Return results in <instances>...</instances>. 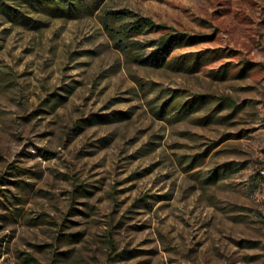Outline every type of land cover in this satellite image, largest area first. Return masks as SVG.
<instances>
[{"label": "rangeland", "instance_id": "rangeland-1", "mask_svg": "<svg viewBox=\"0 0 264 264\" xmlns=\"http://www.w3.org/2000/svg\"><path fill=\"white\" fill-rule=\"evenodd\" d=\"M117 9L184 42L126 52ZM29 16L0 14V264H264V0Z\"/></svg>", "mask_w": 264, "mask_h": 264}, {"label": "trees", "instance_id": "trees-1", "mask_svg": "<svg viewBox=\"0 0 264 264\" xmlns=\"http://www.w3.org/2000/svg\"><path fill=\"white\" fill-rule=\"evenodd\" d=\"M101 0H0V14L3 15L8 21L27 26L31 28H39L45 23L29 16L35 14L43 17L62 18V19H75L83 15H92L99 10ZM162 1V0H159ZM127 19L120 28H115L111 25V21ZM105 29L108 34L116 37L121 45L125 48L126 52L132 50V38L140 35L145 29H154L158 31L166 30L163 25L155 24L149 17L134 14L133 12L125 9L106 10L104 12ZM196 37V36H194ZM193 37V38H194ZM180 41V42H179ZM191 40H187L186 43ZM184 42L182 38H177V35L172 32H164L158 41V48L156 52L168 53L173 47ZM155 56L148 61H163L162 58ZM191 58L193 61L190 64L197 67L200 59L199 53L185 55L180 64L187 63ZM143 61V60H140ZM149 63V62H148ZM246 69L243 66L240 70L244 72Z\"/></svg>", "mask_w": 264, "mask_h": 264}]
</instances>
